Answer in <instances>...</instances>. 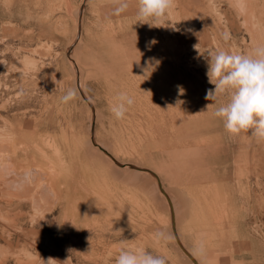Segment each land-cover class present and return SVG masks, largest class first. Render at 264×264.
Returning <instances> with one entry per match:
<instances>
[{
	"label": "rangeland",
	"instance_id": "1",
	"mask_svg": "<svg viewBox=\"0 0 264 264\" xmlns=\"http://www.w3.org/2000/svg\"><path fill=\"white\" fill-rule=\"evenodd\" d=\"M85 1L0 0V264H114L124 245L189 264L153 179L116 170L94 142L158 176L184 244L190 180L232 188L264 245V141L226 132L212 115L226 95L205 99L209 51L264 44V0H175L151 27L136 0L119 15L120 0ZM121 91L135 102L116 119ZM157 230L170 239L156 244Z\"/></svg>",
	"mask_w": 264,
	"mask_h": 264
},
{
	"label": "clouds",
	"instance_id": "2",
	"mask_svg": "<svg viewBox=\"0 0 264 264\" xmlns=\"http://www.w3.org/2000/svg\"><path fill=\"white\" fill-rule=\"evenodd\" d=\"M174 4L175 0H136L138 22L154 26V23H159L170 13ZM127 8V0H120L115 14L119 15ZM149 20L153 23L146 22ZM224 39H228L227 34ZM148 43L154 44L155 40ZM194 48L200 53L197 45H194ZM205 59L208 82L214 85V88L207 89L205 99L215 101L220 95L227 96L226 102L218 106L212 115L222 121L224 129L230 135L250 132L258 141H264V44L256 45L248 53L217 48L209 51ZM153 61L155 58H150V66ZM155 63L158 64L159 61ZM147 70H150V67ZM183 92L181 87L180 94L183 95ZM75 96V89L68 88L61 97V102L69 103ZM134 102L133 97L121 91L114 97L110 111L116 119H122ZM152 239L156 244H160L166 243L170 237L165 231L157 230L152 234ZM202 248L201 242L198 250ZM52 261L54 260L50 258L48 264ZM114 264H167V259L139 245H124L115 256Z\"/></svg>",
	"mask_w": 264,
	"mask_h": 264
},
{
	"label": "crops",
	"instance_id": "3",
	"mask_svg": "<svg viewBox=\"0 0 264 264\" xmlns=\"http://www.w3.org/2000/svg\"><path fill=\"white\" fill-rule=\"evenodd\" d=\"M232 190L185 181V247L199 264H264V245L238 218Z\"/></svg>",
	"mask_w": 264,
	"mask_h": 264
},
{
	"label": "bare ground",
	"instance_id": "4",
	"mask_svg": "<svg viewBox=\"0 0 264 264\" xmlns=\"http://www.w3.org/2000/svg\"><path fill=\"white\" fill-rule=\"evenodd\" d=\"M85 1V0H84ZM260 1V0H259ZM86 2V1H85ZM84 2V3H85ZM247 2V1H246ZM84 5V4H83ZM246 6H247V4H246ZM245 7V6H244ZM242 8H243V6H242ZM262 8V7H261ZM244 10H245V8H244ZM79 12H78V17H80L81 18V14H80V9L78 10ZM248 11V10H247ZM243 13V12H242ZM83 14V13H82ZM264 15V14H263ZM77 21V20H76ZM81 21V20H80ZM78 23H80L79 22V19H78ZM78 23H76V24H78ZM80 27V26H79ZM79 30V29H78ZM81 32V31H80ZM80 34V33H79ZM78 38V37H77ZM77 41V40H76ZM74 44V43H73ZM72 44V45H73ZM72 45H71V47H72ZM68 60H69V63L71 64V66H72V69H74V71L76 70V76H77V80H76V77L74 78L75 79V81H77L76 83H77V85H78V88L79 87H81V84H80V77H79V71H78V68H77V62H76V60L71 56V55H69V57H68ZM76 68V69H75ZM81 76V75H80ZM82 89V87L80 88V90ZM78 91H79V89H78ZM82 91V93H83V95H84V97H86L87 98V96H86V94L84 93V91L83 90H81ZM80 95H81V93H80ZM82 96V95H81ZM83 97V96H82ZM84 99V98H83ZM88 99V98H87ZM89 102V101H88ZM93 109L94 108H92V112H93ZM94 116H95V113H94ZM92 125H93V123H92ZM91 125V126H92ZM92 137V136H91ZM91 142H92V140H91ZM2 143V142H1ZM93 145V150L95 151V152H102L106 157H107V159L111 162V163H114L115 165H116V167L118 168V169H116V170H121L122 172H126V173H129L130 174V176H132V178H138V177H140V178H148L149 176L153 179V183H154V185L156 184L157 186L156 187H158V190L160 191L159 193L162 195V197L164 198V202H166L167 204H168V206H169V209H170V211L172 210V213H173V206H172V203H171V200H170V198L168 197V195L166 194V192H165V190H164V188H163V184H162V182H161V180H157L156 179V177L155 176H153L152 174H150L149 172H147V171H145V170H142L141 168H144V167H142L141 165H136L135 166V164H132V163H127V162H125V163H123V162H119V160L115 157V156H113L111 153H109L108 151H107V149L105 148V146L101 143H93L92 144ZM4 146H5V144H4ZM7 146V145H6ZM3 148V147H2ZM250 148V147H249ZM4 149V148H3ZM248 151V150H247ZM116 161V162H115ZM128 164H132V165H134L133 166V168H131V167H129L128 166ZM109 165V164H108ZM135 167V168H134ZM113 169V168H112ZM159 179V178H158ZM251 184V183H250ZM258 184V183H257ZM260 189H261V187H260ZM264 190V189H263ZM253 191V190H252ZM252 191H251V193H252ZM258 195V194H257ZM259 198V197H258ZM165 205V204H164ZM171 205V206H170ZM165 208V207H164ZM174 214V213H173ZM171 225H172V223H171ZM172 230H173V233H174V235H175V238H176V243H177V245L179 246V248L181 249V251L183 252V254L185 255V257L190 261L189 262V264H197L196 262H194L195 261V259L193 258V256H191L190 254H189V252H188V254L185 252V251H187V249H186V247H185V244L181 241V240H179V238H178V236H177V233H176V229H175V225H174V227H172ZM174 238V239H175ZM79 248V247H78ZM191 253V252H190ZM190 255V256H189ZM183 256V255H182ZM184 257V256H183ZM185 257H184V260H185ZM193 259H194V261H193ZM18 260V259H17ZM17 260H16V262H17ZM20 261V260H19ZM18 261V262H19ZM198 262V261H197ZM39 264V263H38ZM198 264H199V262H198Z\"/></svg>",
	"mask_w": 264,
	"mask_h": 264
},
{
	"label": "water",
	"instance_id": "5",
	"mask_svg": "<svg viewBox=\"0 0 264 264\" xmlns=\"http://www.w3.org/2000/svg\"><path fill=\"white\" fill-rule=\"evenodd\" d=\"M82 11H83V6L80 8V14H82ZM70 50H71V46L69 47V49H68V54H69V52H70ZM92 133H93V131H92ZM94 142V141H93ZM95 143V142H94ZM116 162V161H115ZM128 166L129 167H131V168H133V166L134 165H132V164H128ZM135 168V167H134ZM142 170H145V171H147V172H149L150 174H152L153 176H155L156 177V179L157 180H159L158 179V176L152 171V170H150V169H147V168H141ZM171 206V205H170ZM174 214L172 213V210H171V220H172V227H174V225H175V222H174ZM187 254H188V252L187 251H185ZM190 256V255H189ZM193 261H194V259H193ZM195 262V261H194Z\"/></svg>",
	"mask_w": 264,
	"mask_h": 264
}]
</instances>
